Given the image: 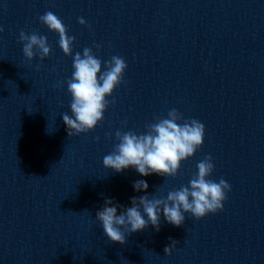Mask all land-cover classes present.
Listing matches in <instances>:
<instances>
[{"label": "clouds", "instance_id": "obj_1", "mask_svg": "<svg viewBox=\"0 0 264 264\" xmlns=\"http://www.w3.org/2000/svg\"><path fill=\"white\" fill-rule=\"evenodd\" d=\"M39 20L50 31L58 34V44L63 53L72 56L75 37L68 35L63 21L51 11L41 15ZM78 22L91 28L82 17L78 18ZM3 31L0 26V32ZM19 42L23 44V54L28 61L37 55L43 61L51 54L47 37L36 32L26 34L20 31ZM93 47L99 50L102 46L94 43ZM41 66L38 64L36 70L39 71ZM72 67L71 78L56 85L63 87L66 83L72 97L71 115L61 114L69 137L91 132L102 122L109 105L115 103L114 99L109 101L107 98L125 83L124 73L128 65L121 56H112L110 60L102 62L91 47H86L82 55L80 52L75 53ZM146 129V132L140 134L131 130H117L115 138L118 143L111 153L104 156L103 166L117 173L132 167L141 176L157 174L174 178L181 162L195 154L203 145L205 137V125L197 119L185 120L176 108L168 111L167 118H157L155 123L147 124ZM107 135L111 137V133ZM96 140L99 141V137ZM196 167L198 171L188 184L169 191L166 198H150L148 195L132 197L130 207L106 198L103 207L96 213V220L106 237L112 243L124 245L127 242L126 234L142 231L149 224L159 231L161 214L167 223L180 227L184 224L185 214H191L199 220L210 213L223 211L231 185L223 178L218 182L210 178L215 167L211 155L205 156ZM148 187L146 180L133 183L137 192H146ZM176 244L177 241L172 240L164 248V254L171 255Z\"/></svg>", "mask_w": 264, "mask_h": 264}]
</instances>
